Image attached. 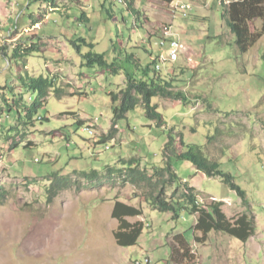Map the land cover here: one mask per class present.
<instances>
[{"label":"rangeland","instance_id":"374dc122","mask_svg":"<svg viewBox=\"0 0 264 264\" xmlns=\"http://www.w3.org/2000/svg\"><path fill=\"white\" fill-rule=\"evenodd\" d=\"M172 3L190 4L192 10L173 11L167 0H136L137 15L120 0H0V46L6 55L19 43L37 42V36L41 48L27 58L11 59V64L0 49V86L14 87L16 97L24 93L27 103L38 97L21 86L28 74L52 77L60 89L59 96L49 93L31 125L14 130L17 109L8 112L0 97V264H177L171 256L176 235H183L194 257L181 264H264V36L250 52L240 54L222 19L220 0ZM57 8L60 12H53ZM82 11L89 24L78 21ZM164 25L180 44L176 61H162L169 51L161 46ZM79 39L93 48L78 42L79 55L71 44ZM114 44L123 47V55L136 54L143 68L160 59L163 79L184 94V103L153 100L164 116L163 128L147 120L139 107L118 123L114 139L109 136L110 94L125 87V76L85 66L83 55H104L111 63ZM6 92L12 103L13 92ZM170 131L185 145L201 147L246 192L249 208L221 179L174 160L177 175L196 190L203 206L222 202L231 221L242 215L253 221L256 233L247 243L212 233L206 244H197L196 216L184 210L174 221L172 213L149 207L145 189L117 177L88 181L80 174L97 171L103 176L106 167L134 158L152 174V168L163 167ZM102 137L105 142L96 145ZM14 143L18 145L12 147ZM53 175L68 186L50 201ZM117 201L143 211L144 230L134 247H120L115 240L118 221L112 208Z\"/></svg>","mask_w":264,"mask_h":264},{"label":"trees","instance_id":"16d2710c","mask_svg":"<svg viewBox=\"0 0 264 264\" xmlns=\"http://www.w3.org/2000/svg\"><path fill=\"white\" fill-rule=\"evenodd\" d=\"M48 1L53 3V0ZM135 1L120 0L122 4L126 5L128 12L137 15ZM219 5L222 9L223 21L226 23L229 32L235 36V45L239 53L247 54L264 36V0H238L231 3L220 0ZM53 12L59 13L60 10L57 8ZM78 21L85 24L90 23L88 15L83 11ZM255 21H260L262 24L259 29L252 32L251 24ZM35 38L37 42L31 39L30 44H17L12 49L11 55L9 54L8 56L6 55L5 47L0 46V49L4 50L7 63L11 64V59L13 58H27L34 53L41 52V48L38 45L40 39L38 36ZM160 39L162 40L161 37ZM78 42L93 48V45H89L83 39L72 42L71 44L76 48L79 55L82 54L81 46H79ZM113 49L116 56L111 63L106 60L104 55L93 52L83 55L86 60L85 66L90 68L97 66L100 70L114 76L123 72L125 76V87L119 93L110 94L113 104V120L109 136L111 138L115 137L119 131L118 123L126 120L129 113L139 107L144 110L147 120L155 123L158 128H163L166 124L164 116L158 112V107L153 104V100L162 98L184 103V94L174 91L173 85L163 79L157 63L160 59L154 60L146 68H143L141 60L136 54L126 53L123 55V47L119 44H114ZM137 72L142 74L141 77H137ZM151 73H154V75L151 76ZM21 86L27 92L37 93V99L27 103L24 101V93L16 97L14 87H9L8 84L4 87L0 86V97L3 99L6 108L9 109L8 112H12L13 108H16L18 112V123L11 130L18 128L20 125L25 127L31 125L34 115L39 108L44 106L51 91L54 90L58 96L60 95V89L56 88V79L52 77L31 78L28 74L25 78H21ZM6 91L13 92L15 99L12 100V103H10L11 99L6 98ZM3 108H0V113L2 114L4 113ZM82 125L83 122L78 121V126ZM105 140L102 137L95 144L104 143ZM14 144L12 147L18 145L17 143ZM28 146H31V143H28ZM162 156L163 167L152 168V174L149 173L147 168H142L141 161L135 158L128 161L121 160L120 167H106L103 176L97 171L90 173L81 172L80 174L88 181L117 177L118 180H123L126 184L130 183L135 187L145 189L146 203L149 207L160 213H172L174 221H178L181 218V212L184 210L196 216L194 240L197 244H206L209 235L212 233L226 234L244 243H247L255 235L256 227L247 215H242L237 220L231 221L223 212L224 204L222 202L212 201L209 206H203L199 202L196 190L190 187L188 183L183 182L177 175L173 165L174 160L189 162L199 173L204 174L208 178L221 179L224 185L241 198L243 205L249 208L246 192L235 183V179L231 174L221 170V165L218 162L208 159L201 147L185 145L179 135H173V131H170ZM50 177L56 179L49 190V200L51 201L68 185L65 179H60L62 177L59 175ZM169 191H172L170 198L167 195ZM142 215V209L137 207L120 201L114 204L112 217L118 221V228L114 232V237L120 247H134L138 244L144 230V222L132 223L128 221V218L142 217ZM197 233H200L201 236H197ZM174 238L173 240L177 241V245L171 244L173 261L177 264H181L184 261L185 263L192 261L194 257L191 254L190 245H188L183 235H176ZM150 263L149 260L147 264Z\"/></svg>","mask_w":264,"mask_h":264},{"label":"built area","instance_id":"2783aa9c","mask_svg":"<svg viewBox=\"0 0 264 264\" xmlns=\"http://www.w3.org/2000/svg\"><path fill=\"white\" fill-rule=\"evenodd\" d=\"M173 3L170 4L171 9L173 11H178L181 10L183 12H187L192 10V6L190 4H184V5H177V6H172ZM160 31L162 33V40H161V46L165 47L168 46L169 47V51H168V58L165 59L164 57L162 58V61H176L179 57V48H180V44L177 41V38L175 36V34L172 33V29L169 25H164L160 28ZM159 66V65H158ZM160 69V66H159ZM83 131H88L90 135H94L91 131L84 129ZM108 148V147H107ZM147 263H149V260H146Z\"/></svg>","mask_w":264,"mask_h":264},{"label":"crops","instance_id":"0c3cea01","mask_svg":"<svg viewBox=\"0 0 264 264\" xmlns=\"http://www.w3.org/2000/svg\"><path fill=\"white\" fill-rule=\"evenodd\" d=\"M236 1H238V0H234L233 2H236ZM170 2H172V0H167V3H170ZM227 3H228V0H227ZM203 5H206L205 7H207V4H203ZM261 24L262 23L260 21H255V27H254V29H251V31L254 32L256 29H259L261 27ZM194 66H198V64H195ZM165 101H166V104H171V102H175V101H172V100H165ZM113 208H112V212H113ZM138 218H139V221H142L141 220L142 217H138ZM128 220H129V218H128Z\"/></svg>","mask_w":264,"mask_h":264},{"label":"bare ground","instance_id":"6f19581e","mask_svg":"<svg viewBox=\"0 0 264 264\" xmlns=\"http://www.w3.org/2000/svg\"><path fill=\"white\" fill-rule=\"evenodd\" d=\"M91 131V130H90ZM92 133H94L93 131H91Z\"/></svg>","mask_w":264,"mask_h":264},{"label":"clouds","instance_id":"9594fccd","mask_svg":"<svg viewBox=\"0 0 264 264\" xmlns=\"http://www.w3.org/2000/svg\"><path fill=\"white\" fill-rule=\"evenodd\" d=\"M172 2H170L169 4H171Z\"/></svg>","mask_w":264,"mask_h":264}]
</instances>
